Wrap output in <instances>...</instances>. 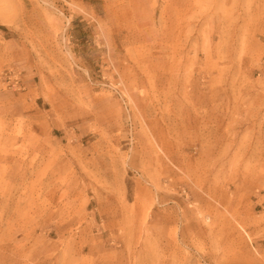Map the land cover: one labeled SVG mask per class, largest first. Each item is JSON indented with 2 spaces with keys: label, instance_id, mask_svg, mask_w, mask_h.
Wrapping results in <instances>:
<instances>
[{
  "label": "rangeland",
  "instance_id": "374dc122",
  "mask_svg": "<svg viewBox=\"0 0 264 264\" xmlns=\"http://www.w3.org/2000/svg\"><path fill=\"white\" fill-rule=\"evenodd\" d=\"M0 264H264V0H0Z\"/></svg>",
  "mask_w": 264,
  "mask_h": 264
}]
</instances>
